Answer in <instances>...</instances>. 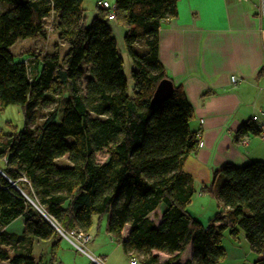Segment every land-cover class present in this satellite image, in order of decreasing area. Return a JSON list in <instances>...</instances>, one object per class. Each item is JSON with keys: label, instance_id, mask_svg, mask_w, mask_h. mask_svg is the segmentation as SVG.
<instances>
[{"label": "trees", "instance_id": "1", "mask_svg": "<svg viewBox=\"0 0 264 264\" xmlns=\"http://www.w3.org/2000/svg\"><path fill=\"white\" fill-rule=\"evenodd\" d=\"M177 1L114 0L111 21L124 27L134 66L128 91L107 10L98 8L87 24L83 0H0V113L16 106L23 116L21 129L0 128V264H37L29 253L9 255L6 245L22 238L52 240L53 257L62 239L56 227L84 235L103 227L136 264H221L224 233H242L258 256L252 264H264L263 162L215 171L223 213L214 222L188 210L196 189L183 164L200 138L189 128L193 111L182 87L157 56L159 28L177 15ZM49 21L66 46L62 55L10 52L18 41L44 40ZM161 81L171 92L152 103ZM248 133H258L253 120L237 130ZM63 157L68 166L58 165ZM161 206L154 224L149 215ZM17 218L20 237L2 232ZM187 246L190 257L178 262ZM157 253L169 257L162 262Z\"/></svg>", "mask_w": 264, "mask_h": 264}, {"label": "crops", "instance_id": "2", "mask_svg": "<svg viewBox=\"0 0 264 264\" xmlns=\"http://www.w3.org/2000/svg\"><path fill=\"white\" fill-rule=\"evenodd\" d=\"M176 8L177 15L159 28L157 56L172 83L182 87L192 107L189 128L197 132L203 145L185 159L183 172L193 182L194 197L204 202L206 196L215 194L220 179L215 171L223 164L264 163V73L259 74L264 66V2L178 0ZM230 76L239 81L232 84ZM253 117L258 133L237 135L240 125ZM201 187L207 189L201 191ZM163 210L161 206L149 215L154 224ZM188 210L191 213L190 206ZM193 217L200 221L198 215ZM19 220L22 221L15 219L2 232L20 237L21 225L10 229ZM127 231L125 227L123 237ZM86 236L85 253L61 237L52 257L53 242L46 241L47 264H92L89 256L98 258L102 264H128L120 246L103 227ZM39 244L38 240L22 238L8 243L6 249L10 256L29 253L36 261L39 250L35 248ZM157 254L162 262L169 257ZM189 257L187 246L178 262Z\"/></svg>", "mask_w": 264, "mask_h": 264}, {"label": "rangeland", "instance_id": "3", "mask_svg": "<svg viewBox=\"0 0 264 264\" xmlns=\"http://www.w3.org/2000/svg\"><path fill=\"white\" fill-rule=\"evenodd\" d=\"M98 1L102 2L107 9L113 10L114 0H83L82 7L85 12L87 24L90 22L92 17L95 16L97 13ZM2 5L0 4V11ZM109 26L112 30V36L116 41L117 51L123 61L122 71L127 82V89L129 91L131 87L130 72L131 70L134 69V66L131 63L129 56L127 55L124 49V44H123L124 27L120 25H116L111 20L109 21ZM9 50L11 53L15 55H19L22 53L27 54L30 52L34 53L35 55H39V54L43 55L45 53L58 52L59 55H62L66 50V46L58 42L56 32L52 30L49 21L47 27V37L44 40L37 39V40L18 41ZM53 105H54L53 103H50L47 105L46 108H42L39 111H37L35 113V116L30 122L38 123L43 118V114H45L46 111L52 109ZM7 123L14 126L17 130L22 128L23 116L21 110L18 107L8 106L4 108L3 111L0 113V128H3L5 130L8 129ZM97 159L99 161L104 159L103 152L97 154ZM58 165L68 166L66 157L59 159ZM206 198L207 201L200 202L198 199L193 197L194 199V200L192 199L193 204L190 205L191 213L193 215H198V218L204 224H207L210 221L214 222L213 220L214 216L217 213H223V208L216 199L215 194L212 193L211 195L206 196ZM21 223H22L21 220L16 221L15 223H13L10 229H18ZM39 242H40L39 247L35 248V250H39V257L36 259L37 264H47L49 255L46 253V249H44L47 243L46 241H39ZM221 246L225 250V259L222 261L221 264H252L258 258V256L253 251H251V249L247 245L242 233H239L237 238L233 239L228 235L227 232H225L223 239L221 241ZM83 248L87 250L88 246H84Z\"/></svg>", "mask_w": 264, "mask_h": 264}, {"label": "built area", "instance_id": "4", "mask_svg": "<svg viewBox=\"0 0 264 264\" xmlns=\"http://www.w3.org/2000/svg\"><path fill=\"white\" fill-rule=\"evenodd\" d=\"M239 1H241V0H239ZM97 7L99 9H105V10H107L108 11V13H107V19H109V20H112L113 19V17H114L113 16V10L107 9L106 6L102 2H100V1L97 2ZM238 81H239V79L236 76H230V82L232 84H236ZM255 119L256 118L253 117V121ZM202 145L203 144H202V142L199 139V141H198V148L202 147ZM56 230L59 233V235L62 238H64L66 241H68V243L73 248H75L79 252L85 253V250H84L83 247H84V244L88 240V237L86 235H84V234H82L80 232L74 231V230H72L70 232H63L60 229H58L57 227H56ZM89 257H90V260H91V263L92 264H101V262H100V260L98 258H94L92 256H89ZM128 264H136V261L134 259H129Z\"/></svg>", "mask_w": 264, "mask_h": 264}, {"label": "water", "instance_id": "5", "mask_svg": "<svg viewBox=\"0 0 264 264\" xmlns=\"http://www.w3.org/2000/svg\"><path fill=\"white\" fill-rule=\"evenodd\" d=\"M171 89H172V85L170 82L167 81L159 82V84L155 88V91L152 94L151 102L158 103L164 100L171 92Z\"/></svg>", "mask_w": 264, "mask_h": 264}]
</instances>
